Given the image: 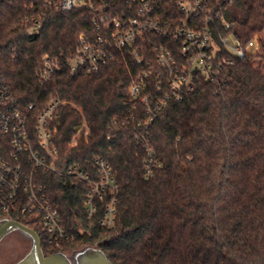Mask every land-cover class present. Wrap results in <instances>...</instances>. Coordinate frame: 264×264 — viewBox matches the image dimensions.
Returning a JSON list of instances; mask_svg holds the SVG:
<instances>
[{
  "label": "trees",
  "instance_id": "obj_1",
  "mask_svg": "<svg viewBox=\"0 0 264 264\" xmlns=\"http://www.w3.org/2000/svg\"><path fill=\"white\" fill-rule=\"evenodd\" d=\"M94 1L97 7L106 4L113 16L137 15L139 0ZM152 1L163 30L185 19L177 6L182 0ZM203 4L202 17L212 18L215 63L222 67L209 77L196 76L181 101L161 107L167 78L153 47L166 46L180 57L179 41L148 32L138 41L144 62L133 57L134 48H125L114 50L99 71L73 74L69 62L79 35L101 33L93 25L94 11H57L45 0H7L0 6V73L20 107L34 104L40 110L57 99L82 108L79 113L64 107L55 121L58 168L77 165L96 181L95 162L102 159L118 185L116 223L106 228L101 221L109 196L97 201V213L89 218L83 205L87 182L43 177L72 236L60 246L50 242L39 218L20 209L0 210V218L38 233L46 256L78 251L89 238L88 245L112 264H264V0ZM33 15L42 18V26L31 37L27 18ZM228 35L241 45L257 35L259 47L239 58L221 43ZM44 56L57 61L59 70L42 81ZM148 58L154 60L150 66ZM144 70L149 107L129 92ZM84 120L89 135L71 144ZM155 162L160 166L148 175Z\"/></svg>",
  "mask_w": 264,
  "mask_h": 264
},
{
  "label": "built area",
  "instance_id": "obj_2",
  "mask_svg": "<svg viewBox=\"0 0 264 264\" xmlns=\"http://www.w3.org/2000/svg\"><path fill=\"white\" fill-rule=\"evenodd\" d=\"M7 0H0L2 6ZM45 3L57 11L69 12L85 8L96 13L93 25L101 33L99 35L82 33L78 37L76 54L69 62L73 74H90L99 71L112 57L114 50L134 48L133 57L138 63L145 61L138 41L148 32H163L181 45V56L176 57L166 46L153 47L155 62L167 78L168 94L160 102V107L169 101H181L183 95L194 87L196 76H211L222 62L216 61V48L213 32L210 29L212 18L202 17L206 5L203 0H182L177 2L185 19L174 30L160 27L152 0H139L135 17H117L108 12L106 4L97 7L94 0H45ZM192 19L190 20V18ZM224 21V20H223ZM28 34L35 36L41 29L42 18L33 15L27 18ZM171 24L170 21L166 25ZM227 27L229 25L226 24ZM226 49L239 58L246 51H255L259 47L257 37H253L244 45L237 43L233 36L221 38ZM137 48V49H136ZM148 66L153 59H146ZM43 69L40 72L42 81L47 80L59 70V63L49 56L43 57ZM227 64H233L228 60ZM149 72H140L129 88L130 95L149 107L150 97L145 93ZM162 77V76H161ZM163 82L159 84L162 85ZM64 107H70L81 113L82 108L71 102L52 99L40 110L34 104L21 108L10 87L0 73V210L9 212L20 209L23 214L39 218V222L49 235V240L60 246L65 239L72 236L68 233L59 208L47 194L42 179L47 175H67L88 183L90 192L83 201L89 218L98 210L97 201L109 196L105 205V213L101 225L113 228L116 223V194L118 185L112 169L102 159L95 165L99 172L98 180H93L77 165L70 166L67 171L58 168V149L54 136L55 121ZM89 135L87 122L76 129L71 144L77 143L80 137ZM160 163L148 167L147 174L152 173Z\"/></svg>",
  "mask_w": 264,
  "mask_h": 264
},
{
  "label": "water",
  "instance_id": "obj_3",
  "mask_svg": "<svg viewBox=\"0 0 264 264\" xmlns=\"http://www.w3.org/2000/svg\"><path fill=\"white\" fill-rule=\"evenodd\" d=\"M13 231L20 232L31 241L30 251L15 264H112L101 250L88 245L89 238L85 239L88 247L75 252L72 257L64 253L46 256L36 231L13 219L0 220V242Z\"/></svg>",
  "mask_w": 264,
  "mask_h": 264
},
{
  "label": "rangeland",
  "instance_id": "obj_4",
  "mask_svg": "<svg viewBox=\"0 0 264 264\" xmlns=\"http://www.w3.org/2000/svg\"><path fill=\"white\" fill-rule=\"evenodd\" d=\"M255 37L258 38L257 35ZM259 41V40H258ZM31 249V241L18 231L7 234L0 242V264H15ZM72 257L73 252H68Z\"/></svg>",
  "mask_w": 264,
  "mask_h": 264
},
{
  "label": "flooded vegetation",
  "instance_id": "obj_5",
  "mask_svg": "<svg viewBox=\"0 0 264 264\" xmlns=\"http://www.w3.org/2000/svg\"><path fill=\"white\" fill-rule=\"evenodd\" d=\"M3 218H0V220H2ZM88 247V245H85L82 249H80V250H83V249H85V248H87ZM79 251V250H78ZM75 252H77V251H74L73 252V254L75 253Z\"/></svg>",
  "mask_w": 264,
  "mask_h": 264
}]
</instances>
